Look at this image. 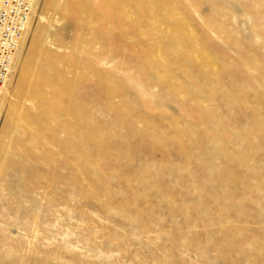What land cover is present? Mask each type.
<instances>
[{"label":"rangeland","instance_id":"1","mask_svg":"<svg viewBox=\"0 0 264 264\" xmlns=\"http://www.w3.org/2000/svg\"><path fill=\"white\" fill-rule=\"evenodd\" d=\"M35 11L44 20L32 18L2 87L0 264H264V0H39ZM186 26L198 43L183 39L181 51L208 57L192 78L164 35ZM158 46L164 58L151 68ZM52 66L76 83L78 118L116 138L114 155L63 115L73 144L41 128L28 152H12L8 138L27 139L9 118L16 100L29 102L22 80ZM110 103L132 107L130 128ZM150 130L160 144L142 138Z\"/></svg>","mask_w":264,"mask_h":264},{"label":"bare ground","instance_id":"2","mask_svg":"<svg viewBox=\"0 0 264 264\" xmlns=\"http://www.w3.org/2000/svg\"><path fill=\"white\" fill-rule=\"evenodd\" d=\"M35 1L36 2L32 8L31 17L28 20L26 30L21 38L19 47L13 56V60L10 69L8 71V75L0 89V112L2 111V108L4 106L3 101L6 95L2 87L4 86L8 77L10 76L13 66H15V62H17V58L19 57V51L24 46L23 45L24 38L27 37L26 34H28V31L32 25L31 24L32 18L36 16L38 18V21L44 20L43 14L35 11L37 9L39 0H35ZM159 4L161 7H165V5H167L165 3L162 4L161 2ZM178 20L180 21L182 19L180 18ZM156 23H158V20L156 21ZM170 25L172 26L173 24ZM177 29L179 30L175 31V33H173L171 30H166V33L164 35L169 38V40L174 46V48L171 51V55L177 59H181L180 63L177 65V68L185 72V74L187 73L191 77V74L189 72L190 67L192 66L205 67L208 63V57H206L203 53L195 54L196 51L194 50L192 51V53L184 54L180 49V45L183 39L188 41V43L192 47H194V45H196L198 41L196 36L190 29V27L186 26L185 29H183V27H177ZM150 32L152 36L155 37H158V35L160 34L157 28L152 29V31ZM163 58L164 56L162 54V51L158 46L155 48L154 52L148 58L149 64L148 63L147 64L149 67L153 68L150 62H155ZM159 76L160 79L163 80V82L169 84L171 87H174L177 90H180L183 87L182 84L175 81L173 77L170 75V73L167 71L160 70ZM54 80L58 82L56 84H53ZM189 80L190 79H188V81ZM75 84L76 83H74L73 81H65L63 78H61V71L58 67L55 66L51 67L50 75L48 77L38 76V79L34 82L31 76L23 78L21 90L24 92L25 96L29 98V102L25 104L23 102H19L18 100H16L12 108L10 109L9 118L11 124H16V125H18V123L23 124L22 126L24 127L27 133V139L11 140L8 138L9 147L14 154L26 153L29 151L28 144L30 142L40 141L39 140L40 135L37 132V130L41 128L43 130H51L52 128H59L62 131H64L65 134L67 135L66 143L73 144L74 142L72 138L73 136L71 137V133L65 131V124L62 122V115H63L71 120L72 128L74 129L78 128L82 130L81 132L84 133L85 137L88 139L87 141L92 143L97 148V150L106 151L110 156L114 155L115 151L117 150H115V146L112 144V142L115 141L116 143V138L111 135H110V139L107 136L101 137L100 135L97 134L96 130L94 129L95 125H92L90 121L84 123L78 118V116H82L85 113L84 111L82 112V107L73 98V91ZM112 87L114 89H118L119 85L116 83ZM114 89L110 90V92L107 93L109 99L113 97ZM66 98L69 99V103L67 104L64 103V100ZM30 99L32 101H30ZM239 103L244 107L250 106V103L248 102V99L244 91H242V97ZM131 108L132 107L128 105L127 108L122 111L115 108L113 105H111V103L108 106V109L112 112L114 119L126 124L128 128L132 126L131 123L128 121V112ZM30 111H37L45 114L47 117V121L46 122L36 121L29 114ZM209 118L211 121L215 123H219V119L216 116V114L210 116ZM121 138L124 139V135ZM142 138L150 140L152 143L155 144H160V142H162L161 137H159L158 131L149 132L143 135ZM242 141H243V137H242ZM171 142L175 146L180 147L183 145V138L179 135L174 137V139L171 140ZM117 144H118L117 147L121 148L122 144L119 143ZM226 156L230 164L237 157L232 154H227ZM184 158L188 159L189 154L184 153ZM3 166H4V162L1 160L0 172H2Z\"/></svg>","mask_w":264,"mask_h":264},{"label":"built area","instance_id":"3","mask_svg":"<svg viewBox=\"0 0 264 264\" xmlns=\"http://www.w3.org/2000/svg\"><path fill=\"white\" fill-rule=\"evenodd\" d=\"M35 0H0V89L26 30Z\"/></svg>","mask_w":264,"mask_h":264}]
</instances>
